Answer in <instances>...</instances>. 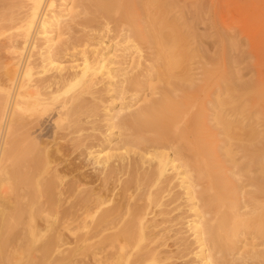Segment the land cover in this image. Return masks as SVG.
I'll list each match as a JSON object with an SVG mask.
<instances>
[{"label": "rangeland", "instance_id": "rangeland-1", "mask_svg": "<svg viewBox=\"0 0 264 264\" xmlns=\"http://www.w3.org/2000/svg\"><path fill=\"white\" fill-rule=\"evenodd\" d=\"M105 1L54 0L56 13L68 11L63 13L62 22L54 29L57 39L51 49L55 63L63 67L61 74L65 80L53 84L58 73L52 68L41 74L39 52L45 44L41 37L36 41L30 62L35 66L33 80L51 81V85L45 86L52 92L66 87L59 103L45 116L43 123L31 124L21 133L28 135L30 141L35 139L40 148L49 152H54L58 145L69 152L77 151V163H83L82 172L86 178L75 173L72 175L75 179H72L65 164L60 170L65 172L67 181L78 178L86 181L82 184L92 194L101 189L95 177L103 174L99 166L89 161L88 153L99 150L107 153L109 150H106L111 149L116 157L123 156L125 160L114 165L123 166L125 172L121 173L122 176L113 175V181L115 178L116 181L110 188L114 191L107 193L110 196L106 198V208L118 203L126 210L127 200L115 194L121 193L124 187L130 190L132 187L133 190L128 192L132 196L130 206L141 208L139 210L148 215L151 247L156 249L159 246V257L163 260L159 264H202L195 256L199 248L191 223L200 216L201 221L209 222L215 215V212L209 213L210 209L199 200L208 189V178L194 190L200 194L197 201L190 199L185 186L182 187L178 172L170 171L161 186H153L155 160L150 156L163 153L172 158L173 151L168 148L158 151L143 147L126 148L127 133L121 126L123 121L144 111L159 108L164 101L179 105L188 103L183 104V114L187 112L188 117L176 131L177 144L185 154L183 162L187 158L189 165L195 163L191 156L195 152L197 129L192 123L197 119L211 147L214 169L208 167L206 170H211L212 179L218 175L233 195V200L218 211L219 216L230 213L231 226L237 227L238 231L230 237V248L224 259L220 255L215 258L219 262L222 260L219 264H264V235L253 226L264 209V0H115L110 10L104 8ZM27 10V0H0L1 77L7 69L5 64L11 59L7 56V46L18 40L17 30L13 28ZM107 10L110 12H105ZM99 59L103 61L101 70H98L101 66ZM13 62L18 63L17 60ZM22 63L21 60L18 65ZM87 64L93 68L89 76L83 80L81 77L73 79L82 74ZM65 101L69 105L64 109L60 105ZM111 116L114 119L111 120ZM71 126L74 128L70 129ZM71 139L76 142L72 143ZM109 141L112 146L108 147ZM141 158L147 163L142 164ZM181 162L182 158L176 164L179 166ZM187 170L194 180V171ZM206 192L205 196L210 198ZM75 199L74 196L71 201ZM194 204L201 207L199 212L202 215L193 209ZM85 231L89 230L76 235ZM62 233L64 239L67 238L66 243L59 248L51 246L52 252L43 249L42 264H106L107 252L113 251L102 252L103 246L99 245L79 248L75 236L67 231ZM93 253L95 255L91 256Z\"/></svg>", "mask_w": 264, "mask_h": 264}, {"label": "bare ground", "instance_id": "bare-ground-1", "mask_svg": "<svg viewBox=\"0 0 264 264\" xmlns=\"http://www.w3.org/2000/svg\"><path fill=\"white\" fill-rule=\"evenodd\" d=\"M27 2L28 10L26 14L13 28L17 30L16 39L18 40L10 42V45L7 46L9 54L7 56H10L11 59L9 58V62L5 64L7 66L5 75L3 77L0 76V264H42L41 253L43 249L52 252L51 246L59 248L66 243L65 239L67 238L64 239L65 234L63 235L62 231H67L69 235L75 236V243L79 245V248H87L88 246L91 248L99 245L103 246L102 249H100L101 247L98 248L102 250V252L107 251V249L113 250L112 253H109V251L107 252L108 254L106 253V260L104 258L106 264L162 263L163 260L159 257V246L156 247V249L151 247L153 241L150 240L148 235L150 233L148 230L150 231L151 229V225H147L148 215L140 211L139 209L141 208L138 209V207H133V204V208L130 206L132 196L131 193L129 194L128 192L133 190L132 187L131 190L125 189L124 187L121 193L115 194L116 197L120 196V198H122V196H124V199L127 200L126 210L118 203L112 208H106L108 204L106 198L110 196L107 195V193L112 194L114 191L110 188L116 181V178L113 181V175H121V173L125 172L123 166L114 165L117 161L123 162L125 160L123 156L116 157L111 153V149H107L106 151L109 150L107 153L105 150L95 152L88 151L90 152L88 153L89 161L91 160L93 164L99 166L103 174V176L95 177L97 184L100 182L98 185H101V189H98L99 192L92 194L87 191V189H85L87 187L82 184L86 182L83 180L86 177L85 173L82 172L83 163L81 164L79 161V164L77 163L79 157L75 154L77 151L72 149L74 151L69 152L58 147V145L54 152H49V150L46 151L44 148H40V145L34 141L35 139L30 141L29 139L31 138H29L28 135H23L24 133H21L27 126L34 123L40 125V123L44 121L43 119L45 116L51 112L52 108L56 107L57 103H59L61 93L66 87L64 86V88L52 92L45 86L46 84L48 85V83L50 84L51 81L33 80L35 76V66L30 62V58L31 53L35 49L36 41L41 37L45 41L43 48L39 52L42 61V63L40 62L42 65H39V67L41 66V74L49 72V68H52L58 73V76L53 80V84L56 85V83L61 80H65L61 74L63 67L55 63L51 56V49L54 47L57 39L54 35V29L62 22L63 13L68 11L63 10V12L56 13L54 11V0H27ZM115 3V0H107L103 5L106 6L104 7L106 9L113 6ZM15 21H17V19ZM4 27L7 28V26ZM3 50L4 48L1 51ZM172 52L174 53V51ZM16 60L18 63L21 60L23 61L21 66L13 62ZM99 60L101 61V66L98 70H101V68H104L102 65L103 58ZM92 70L93 68L90 64H87L82 74L80 73L81 75L77 74L72 78L76 79L81 77L83 80V78L85 79L89 76ZM87 86L89 85L87 84ZM182 103L184 104L185 102ZM67 104L68 103L65 101L60 106L65 109ZM183 104L179 105L175 104L173 101L167 100L157 109L144 111L133 119L123 121L121 126L127 133L125 147H143L147 150L152 148L156 151L168 148L173 151L174 156L172 158L163 153H155L153 157L150 156V158L155 160L153 167V186L159 184L161 186L163 180L168 179L167 174L170 171L178 172L182 187L185 186L184 188L188 192L190 199L196 200L200 194L194 191L195 188L200 186V182L203 181V179L208 178L209 186L208 189H206L207 192H205L209 193L210 198L205 196V192H203L204 194H201V199H198L200 201L202 200V204L210 209L209 213L215 212V215L209 222L201 221L202 217L200 216V219L191 223V230L199 248L198 253L195 254L196 258L200 260L202 264H219L222 260L219 262L215 256L220 255L221 259H224V255L230 248L228 241L230 237H234L238 231L237 227L231 226L232 216L230 217V213H224L219 216L220 212L218 211L220 207L223 209L225 208V203L233 200V195H231L227 186L218 175H214L213 180L211 170H206L208 167L214 169L211 147L210 143L205 139L203 130L200 129V122L197 119H193L192 123L197 129V133L194 136L195 152H193L194 154L191 156L194 158L195 163L193 162L192 166L189 165L187 158H184L186 160L183 162L185 154H183L184 152H182L181 146L177 144L178 138L176 137L178 136L176 135V131L179 130L181 123L188 117L187 112L183 114V106L188 103ZM112 119H114V116H111V120ZM71 128L74 127L71 126L70 129ZM76 131L78 130L76 129ZM60 137L61 136H59L58 139H60ZM63 140L62 142H65ZM75 142L72 140V143ZM56 144L58 143L56 142ZM111 144L112 142L109 141L107 144L108 147ZM64 145L66 147V144ZM53 146L55 145L53 144ZM78 149L80 150V148ZM146 156H148V154ZM181 158L182 162L178 166L176 163L180 162ZM141 163L146 164V159L141 158ZM62 164H65L67 168H69L68 174H71V176L77 173L81 174L84 178H78L75 181H67L65 179L66 175L63 174L65 172L60 170ZM151 165H153V162ZM182 168L186 170L181 172L180 170ZM187 168L194 171V180H191ZM72 179L75 178L72 176ZM115 188L117 189L118 186ZM127 193L129 195H127ZM74 196L77 200L75 199V201L72 202L71 198L73 197L74 200ZM114 201L117 202L116 199ZM200 208L201 207L197 204L193 205V209L196 213L202 215V212H199L201 211ZM242 226L248 228L246 223ZM253 226L259 230L261 235H264V209L257 216ZM154 229H156V226ZM84 230L89 231H85L86 233L81 235H76V233L83 232ZM46 232L51 233L50 235L47 234L50 237H46ZM157 235H159V233ZM45 238L47 240H45ZM44 244L45 248H42ZM102 252H100L101 255H103ZM100 253L98 252L97 254ZM58 254L60 253L57 252V255ZM49 255L51 256V254ZM94 255L95 253L91 256ZM105 255L103 257H105ZM44 258L43 256V259ZM63 258L65 257L63 256ZM56 260H59V258ZM100 261L104 263V261ZM50 262H52V260ZM224 263L225 262H223V264ZM96 264L99 263L97 262Z\"/></svg>", "mask_w": 264, "mask_h": 264}]
</instances>
